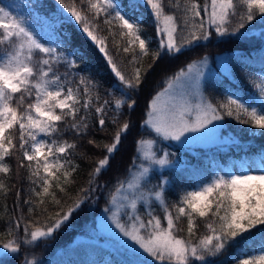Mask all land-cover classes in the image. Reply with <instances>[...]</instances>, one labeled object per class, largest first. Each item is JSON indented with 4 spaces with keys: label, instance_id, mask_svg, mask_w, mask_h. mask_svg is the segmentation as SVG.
<instances>
[{
    "label": "snow or ice",
    "instance_id": "1",
    "mask_svg": "<svg viewBox=\"0 0 264 264\" xmlns=\"http://www.w3.org/2000/svg\"><path fill=\"white\" fill-rule=\"evenodd\" d=\"M56 2L59 13L48 19L22 14L17 0H0V194H9L5 178L13 173V158L17 178L23 169L28 182L27 215L17 189L14 207L19 212L6 221L11 238L0 242V264L19 254L22 245L52 238L103 190L100 224L126 245L132 257L128 264H217L225 254L230 264H264V158L256 167L201 179L172 201L166 176L153 183L157 169L174 164L173 154L160 147L165 141L182 144L226 118L264 135V76L253 81L258 89L254 98L226 95L214 103L203 90L207 58L191 60L167 76L165 86L149 99L140 126L150 136L133 139L124 177L115 178L111 189L100 182L133 127L125 111L134 110L133 96L152 67L142 71L140 58L149 55L152 41L143 35V17L132 14L143 6L153 17L155 62L208 41L214 33L223 37L264 23V0ZM63 25H75L102 54L112 74L110 87L80 70L78 50L70 47ZM109 126L115 128L106 136L110 142L91 138L107 134ZM85 138L103 149L102 158L77 151ZM77 159L94 163L87 183L79 187ZM24 264L36 261L25 257Z\"/></svg>",
    "mask_w": 264,
    "mask_h": 264
},
{
    "label": "trees",
    "instance_id": "2",
    "mask_svg": "<svg viewBox=\"0 0 264 264\" xmlns=\"http://www.w3.org/2000/svg\"><path fill=\"white\" fill-rule=\"evenodd\" d=\"M9 2L6 0L5 3ZM21 4V13L31 17L42 16L51 19L59 13V5L56 0H17ZM69 2V0H65ZM126 2V0H125ZM204 0H201L203 3ZM27 4L28 7H23ZM146 7L141 6L138 12L133 16H142L141 27L143 28L144 37L152 41L150 45V53L147 57L140 58L142 71L148 69L144 84L141 90L133 96L137 101L134 110L125 111V118H130L133 127L128 134L127 139L123 140L116 161L113 167L100 177V182H107L108 188L111 189L115 178H123L125 169L131 162L134 154L133 139L138 136H150V133L140 126L146 105L152 95L156 91L163 88L164 80L167 76L172 75L179 68L184 67L191 60L198 58L206 53L215 55L220 52L227 53V63L229 71L217 69V72L206 74L203 81V90L205 95L212 99L215 103L222 100L226 95H235L241 99H252L258 92L253 86V81L264 76V23L259 21L253 22L246 29L239 33L229 34L223 37L215 33L208 41H201L199 45L193 46L191 49L182 52L175 57L163 56L160 60L153 62L152 52L157 48L156 27L153 23V17L150 12L145 11ZM46 30V29H44ZM61 31L70 36V47L78 50L76 59L80 65V70L86 75L90 74L92 78L99 81L105 88L111 86L112 74L105 63L102 54L82 35L75 25H63ZM111 47V45H110ZM126 63V62H125ZM128 66L127 70H130ZM64 69L61 68V71ZM111 115V114H110ZM221 131L223 133L232 134L238 138L237 142H232L221 147L210 150H197L199 147L183 146L176 144L170 147L173 155V166L165 169H157L153 176V183L158 178L166 176L170 182L168 189V199L170 201L176 198V194L184 188H191L201 179H205L216 172L221 174L242 171V168L236 169L233 164L238 159L241 164L250 161L255 167V163L259 157L264 154V135L260 130L249 129L245 125H241L232 118H226L222 121ZM115 128L109 126L107 134L97 133L94 137L102 143L110 142L106 139L107 135L114 133ZM73 139L71 135L65 137ZM82 147L77 151H87L94 159L102 158L105 154L103 149H95L87 144V138L81 141ZM80 169L76 173L77 187L85 185L88 180V173L94 167V163L80 161ZM13 167V173L5 178V183L9 188V194L5 198L0 194V242H6L9 237L6 234V221L18 215L19 209L15 205V193L17 189L21 192V206L27 215V205L23 204V200L27 195L25 191L28 188L26 180V172L20 169L19 179L16 176V160H9ZM104 194L99 196L98 200L91 201L88 205L82 207L81 210L74 213L70 221L63 226L52 238L42 240L35 245H22L21 252L16 255H9L5 258V264H24L25 257L34 259L37 264H128L132 258L129 250H122L119 255L113 250L107 249L103 244L92 240L76 239L77 236L85 234L90 238L95 237L103 241V234L96 227L97 214L105 206L107 190H103ZM76 188L71 190V195H75ZM7 205L5 212L4 205ZM71 204L68 200L65 207ZM159 214V209H157ZM44 217H41L43 219ZM183 227V225H181ZM22 234V233H21ZM259 239V237H257ZM233 249H229L231 253ZM228 254L217 260V264H230L227 258Z\"/></svg>",
    "mask_w": 264,
    "mask_h": 264
},
{
    "label": "rangeland",
    "instance_id": "3",
    "mask_svg": "<svg viewBox=\"0 0 264 264\" xmlns=\"http://www.w3.org/2000/svg\"><path fill=\"white\" fill-rule=\"evenodd\" d=\"M5 2H6V0H5ZM145 11L148 12L149 10L146 8ZM200 58H207V60H208V67L205 70V76L208 73L217 72V69H222V71H226V72L229 71V67H228V63H227L228 56H227L226 52H220V53H217L215 55H210V54L206 53V54L199 56L198 58H195V59H200ZM220 124H221V126H217L216 128H211L209 130H206L203 133L190 135L189 138L187 140H185V142L182 144L180 142H176V141H165L162 144H160V147L168 150L170 147H173L176 144H180V145H183L186 147L187 146L199 147V149H197L199 151V150L215 149V148L221 147L223 145H226V144H229L232 142H237L238 138H236L232 134L230 135L229 133H223L221 131L223 123L220 122ZM145 137H148V136H145ZM262 158H264V154H262L259 157V159H257V161L255 163V167L260 164V161ZM249 165H251L250 161H245L244 164H241L238 159L233 164V166L236 169L242 168V170L244 168L248 167ZM104 207L96 216L97 217L96 227L104 235L103 241H100L99 239H97L95 237L90 238L89 236H86L85 234H81V235L77 236L76 239L89 240V241L95 240V241L103 244L107 249L113 250V252H116L117 254L121 255L123 253L122 250L125 251L127 249L126 245L120 243L115 236H113L109 231H107L106 225L100 224V218L103 214ZM122 239L123 238H121V240ZM2 261H3V264H5V258H2ZM145 261L147 262V258H145Z\"/></svg>",
    "mask_w": 264,
    "mask_h": 264
}]
</instances>
